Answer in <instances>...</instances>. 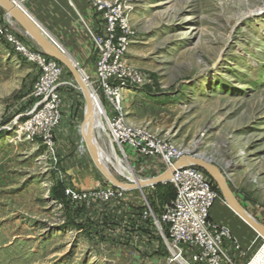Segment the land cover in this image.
<instances>
[{
  "label": "rangeland",
  "instance_id": "1",
  "mask_svg": "<svg viewBox=\"0 0 264 264\" xmlns=\"http://www.w3.org/2000/svg\"><path fill=\"white\" fill-rule=\"evenodd\" d=\"M119 1L135 30L128 62L145 76L144 86L125 97L126 121L210 159L245 212L264 226V0ZM8 20L3 22L20 40L33 45ZM93 64L79 67L93 76ZM38 76L35 64L0 39V132H5L0 135V264H170L161 241L154 253L114 239L105 227L90 237L94 231L87 221L82 230L67 224L61 204L49 193L53 182L77 190L108 183L80 137L84 100L69 74L62 79L51 147L24 135L21 125L34 109L30 93ZM102 121L104 142H112ZM97 140L119 181L129 182L116 173L121 166L112 153L136 179L149 177L140 170L144 158L113 142L111 152ZM172 193L170 183L142 190L155 214ZM216 209L215 224L239 246L230 255L232 263L253 259L252 264L264 243L223 203Z\"/></svg>",
  "mask_w": 264,
  "mask_h": 264
},
{
  "label": "built area",
  "instance_id": "2",
  "mask_svg": "<svg viewBox=\"0 0 264 264\" xmlns=\"http://www.w3.org/2000/svg\"><path fill=\"white\" fill-rule=\"evenodd\" d=\"M90 3L98 16L97 29L90 32L94 48L93 76L77 66L99 102L109 136L121 150L126 147L135 157L159 159L169 169L192 152L147 128L126 121L124 101L128 94L124 92H135L145 84L144 74L137 72L128 62L135 30L127 16V7L119 0H90ZM17 35L8 24L0 22V39L39 70L31 90L35 106L30 118L21 125L22 131L28 138H40L44 145L51 147V132L60 120L64 70L35 45L22 42ZM128 81L134 85H129ZM168 183L174 189V197L160 213L155 214L146 200L139 212L140 220L150 222L155 228L168 263L233 264L230 251L237 252L238 244L226 228L209 219L210 209L219 197L209 178L199 169L185 164L173 169ZM125 191L109 184L89 190L66 187L64 196L75 206L83 204L87 208L94 206L104 210L121 202ZM113 237L127 242L121 233Z\"/></svg>",
  "mask_w": 264,
  "mask_h": 264
},
{
  "label": "crops",
  "instance_id": "3",
  "mask_svg": "<svg viewBox=\"0 0 264 264\" xmlns=\"http://www.w3.org/2000/svg\"><path fill=\"white\" fill-rule=\"evenodd\" d=\"M16 1L50 36H52L61 45L69 56L75 60L74 62L76 64L83 66L84 62H94V48L90 32L96 31L98 26V16L92 9L90 0ZM5 19L6 18L0 9V22L5 21ZM125 113L127 115V112ZM81 131L82 129L79 128L80 137L85 144ZM93 133L97 144L99 143L97 138H100L102 139L101 141L103 142V145L107 143L111 152L114 151L110 142L107 140L106 143L104 142V134L102 133L101 126H99V115L94 105ZM130 153L132 154V152ZM115 154L112 153V159L117 161V164H120L121 171L128 177H133L135 181L138 180L135 178L133 171L128 164H126L125 167H122V163L118 162V159L116 158L117 154ZM143 160H145L146 164L142 165L143 163H141L139 166L141 167L140 170L148 173L149 177L146 178L158 176L166 170L159 159L144 158ZM145 189H151V187ZM144 201L145 198L142 195V190H126L121 202L111 204L107 209L102 210L94 206L88 208L86 212L87 218L96 220L99 223L106 222L107 226L113 229V232L116 234L121 233L122 237L128 241L129 245H136L138 250L142 248L145 251V247H147L148 251L155 252L158 248V242L160 243V238L150 222H143L139 218V212L144 205ZM220 202L223 203L227 211L233 213L226 205L222 195L219 194V197L209 212V219L214 223H219L216 206ZM235 217L237 216L235 215ZM237 219L239 218L237 217ZM239 221L240 223H244L241 219H239ZM244 225L246 224L244 223ZM232 234L234 235L233 232ZM256 237L258 236L256 235ZM258 238L264 243L260 237ZM257 248L258 246H255L254 250ZM230 253H232V251H230Z\"/></svg>",
  "mask_w": 264,
  "mask_h": 264
},
{
  "label": "water",
  "instance_id": "4",
  "mask_svg": "<svg viewBox=\"0 0 264 264\" xmlns=\"http://www.w3.org/2000/svg\"><path fill=\"white\" fill-rule=\"evenodd\" d=\"M0 9L5 18L7 20L9 19L8 21H11L15 26L19 27L24 32L23 35L26 36L33 45L45 55L64 66L71 75L72 80L81 92L84 100V113L80 128L82 129L81 133L84 137L85 145L89 148L91 139H94V133L90 124L93 108L91 92L88 85L85 83L77 64L61 45L23 8H21L16 0H0ZM185 164L198 168L208 175L215 182L228 208L264 241V226L259 224L245 212L230 189L225 174L210 159L205 158L200 154L192 152L176 161L173 167L166 169L158 176L139 179L137 183L128 180L127 178L126 180L129 181L127 183L119 181L113 174L105 173L97 165L96 169L99 171L103 179L114 188L123 190H143L148 187H154L158 184L168 183L173 169Z\"/></svg>",
  "mask_w": 264,
  "mask_h": 264
},
{
  "label": "trees",
  "instance_id": "5",
  "mask_svg": "<svg viewBox=\"0 0 264 264\" xmlns=\"http://www.w3.org/2000/svg\"><path fill=\"white\" fill-rule=\"evenodd\" d=\"M19 37V35H17ZM20 38V37H19ZM48 57V56H47ZM50 58V57H48ZM57 62V61H56ZM58 63V62H57ZM59 64V63H58ZM65 73L69 74V72L66 70V68L64 66H62L61 64H59ZM70 75V74H69ZM64 76V74H63ZM71 77V75H70ZM72 78V77H71ZM30 97H31V101L32 103L30 105H32L33 103H35V99L33 98L32 96V91L30 93ZM27 118H23L22 121L26 120ZM2 133H5V132H0V135ZM198 169V168H197ZM200 170V169H199ZM201 172H203L202 170H200ZM204 173V172H203ZM205 174V173H204ZM206 175V174H205ZM208 178L209 176L206 175ZM209 180L211 181V183L213 184V189L218 193V195L220 194L219 190L217 189V187L215 186V184L213 183L212 179L209 178ZM161 184H158V185H155L154 187L156 186H160ZM171 185V184H170ZM66 187H70L66 182H63L62 180H59L57 179L56 181L53 182V185L49 188V193L51 195V197L59 202L61 204V209L62 211L64 212V215L66 216L67 218V224H70L72 227H75L77 228V230H82V227L84 226V222H88V225L90 226L89 229H91V232L92 230L94 231L92 234L93 235H90V237H94L96 236V234L98 233V229L101 228V227H105V231L106 230H109V233L110 235L109 236H114V233L113 232V229L109 228L106 224V222H103V223H99L98 221L96 220H91V218H87V207L84 206L83 204H79L77 206L73 205L70 201H68L66 199V197L64 196V190ZM172 187V185H171ZM73 188V187H72ZM75 189V188H74ZM168 191L170 192L171 188H167ZM172 196L170 197V200L173 199L174 197V189L172 187ZM160 212H157L156 214H159ZM96 233V234H94ZM116 234V233H115ZM160 248L162 247L159 246ZM161 249L164 250V248L162 247ZM160 249V250H161ZM160 250H156L154 253H159ZM165 251V250H164Z\"/></svg>",
  "mask_w": 264,
  "mask_h": 264
},
{
  "label": "bare ground",
  "instance_id": "6",
  "mask_svg": "<svg viewBox=\"0 0 264 264\" xmlns=\"http://www.w3.org/2000/svg\"><path fill=\"white\" fill-rule=\"evenodd\" d=\"M90 92H91V90H90ZM124 93L125 94H129V95L132 94V92L130 90H126ZM91 102H92V107L94 105L95 108H96V110H97V112H98V115H99V126H101V128H102V133L103 134H106L105 126H104V123L102 121V116H103L102 109H101V107L99 105V102H98L95 94H93L92 92H91ZM90 124H91L92 130H93V108H92V117H91V120H90ZM21 130H22V128H21ZM84 142H85V140H84ZM110 144L113 147L112 142H110ZM86 148L88 150L89 156L91 157V159H92L95 167L97 165L105 173H108V174H111L112 175V173L109 171V169L107 167V164L110 165V162H111L109 160L110 158L108 157V159H107V156L105 155V152L98 146V144L96 143L95 139H91V143H90L89 148L87 146H86ZM113 150H114V147H113ZM113 152H115V150ZM112 168L114 169V171H116L114 167H112ZM116 173L119 174V175H121V176H123L124 178H127L128 180H132V181L134 180L135 183L138 182V180L135 181V179L133 177H128L122 171L119 172L118 169H117ZM258 262H261V264H264V248L257 255V257L255 258V260H254V262L252 264H257Z\"/></svg>",
  "mask_w": 264,
  "mask_h": 264
}]
</instances>
